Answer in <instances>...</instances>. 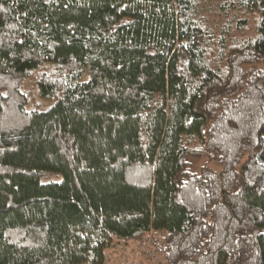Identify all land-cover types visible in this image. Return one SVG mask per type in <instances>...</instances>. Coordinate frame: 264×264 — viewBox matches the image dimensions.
I'll use <instances>...</instances> for the list:
<instances>
[{"label": "trees", "instance_id": "1", "mask_svg": "<svg viewBox=\"0 0 264 264\" xmlns=\"http://www.w3.org/2000/svg\"><path fill=\"white\" fill-rule=\"evenodd\" d=\"M206 1L0 0V264H264V0Z\"/></svg>", "mask_w": 264, "mask_h": 264}, {"label": "rangeland", "instance_id": "2", "mask_svg": "<svg viewBox=\"0 0 264 264\" xmlns=\"http://www.w3.org/2000/svg\"><path fill=\"white\" fill-rule=\"evenodd\" d=\"M230 0H221L218 2V4H213L210 0H207L205 5V8L203 12H205L206 15L209 16V18L213 21L214 24H218L219 30L223 31V33L227 34L232 27H230V24L235 25L239 17L242 15V8L239 3H235L233 5H229ZM50 70L51 66L46 65L42 67L40 70ZM40 70L32 72L23 82L22 89L25 92L28 102L26 104L27 109H35L38 108L40 110H47L50 107H52L55 102L58 100V97H52V98H42L37 90L36 87V78L40 72ZM190 160L193 163L192 168L199 170L200 164L203 162L204 158H196V157H190ZM62 179V175L59 173L51 172L48 173L43 181H49V180H57L60 181ZM133 244V243H131ZM152 250H154L153 258L150 260L148 258H141V256L138 257V262L141 258V264H152L157 260V248L153 247Z\"/></svg>", "mask_w": 264, "mask_h": 264}, {"label": "built area", "instance_id": "3", "mask_svg": "<svg viewBox=\"0 0 264 264\" xmlns=\"http://www.w3.org/2000/svg\"><path fill=\"white\" fill-rule=\"evenodd\" d=\"M148 242L147 241V249L146 253L148 254L147 256L151 255L152 252L149 250L148 248ZM145 245L140 246V248H144ZM121 252L119 257L116 259V261L118 262L117 264H138L135 255L137 253L138 250L136 249H132V246H129L128 244L124 243L121 247Z\"/></svg>", "mask_w": 264, "mask_h": 264}, {"label": "bare ground", "instance_id": "4", "mask_svg": "<svg viewBox=\"0 0 264 264\" xmlns=\"http://www.w3.org/2000/svg\"><path fill=\"white\" fill-rule=\"evenodd\" d=\"M142 241V240H141ZM147 241H149L148 242V248H149V250H150V246H151V240L150 239H147V240H145V241H142V242H140V243H138V244H135V245H131L132 246V249H136V250H138L137 251V253H136V255H135V258H136V260L138 259V257L139 256H146V255H148L147 253H146V250H148L147 249ZM123 244H121L120 245V247L122 246ZM143 245H145L144 246V248H140V246H143ZM130 246V245H129ZM120 247H119V249H120ZM120 251H121V249H120ZM152 252V251H151ZM122 253V252H121ZM120 255V254H119ZM119 255H117V256H115V257H112V258H110V257H107V261H106V263L105 264H117L118 262L116 261V259L119 257ZM155 255V254H154ZM137 262H138V260H137ZM138 264H139V262H138Z\"/></svg>", "mask_w": 264, "mask_h": 264}]
</instances>
